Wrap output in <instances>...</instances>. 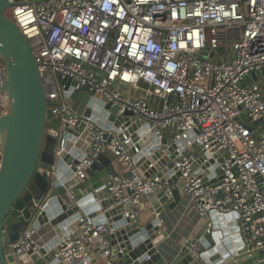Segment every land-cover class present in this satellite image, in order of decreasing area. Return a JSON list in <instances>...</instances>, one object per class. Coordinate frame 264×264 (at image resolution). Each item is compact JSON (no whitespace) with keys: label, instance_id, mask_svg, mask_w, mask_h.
Segmentation results:
<instances>
[{"label":"built area","instance_id":"obj_1","mask_svg":"<svg viewBox=\"0 0 264 264\" xmlns=\"http://www.w3.org/2000/svg\"><path fill=\"white\" fill-rule=\"evenodd\" d=\"M9 1L6 15L30 45L57 122L47 129L59 137L56 153L66 149L65 126L93 133L88 152L75 165L78 179L87 178L86 169L100 153L111 152L123 173L110 172L104 183L113 199L110 208L120 207L123 217L134 218L146 198L151 217L165 229L162 211L152 203L155 196L148 195L162 191L171 197L178 184L168 179L177 171L179 200H186L199 230L206 225L212 232V212H236L238 217L225 225L236 226L234 234L252 245L247 256L262 251L264 261V86L259 80L242 85L245 76L264 72V0ZM2 68L0 61V85ZM81 90L117 106V114L131 112L134 120L104 128L90 115L75 112L63 95ZM5 111L6 96L0 91V115ZM99 114L98 120H108ZM144 138L148 148L137 152L150 156L149 150L159 147L172 168L164 163L145 176L157 162L144 172L137 153H129ZM99 215L83 213L52 228L62 231L54 246L56 261L93 264L99 255L103 264H115L106 218ZM35 233L29 224L6 249L14 254L38 250Z\"/></svg>","mask_w":264,"mask_h":264},{"label":"water","instance_id":"obj_2","mask_svg":"<svg viewBox=\"0 0 264 264\" xmlns=\"http://www.w3.org/2000/svg\"><path fill=\"white\" fill-rule=\"evenodd\" d=\"M10 6L9 0H0V61L3 65L0 91L6 96V111L0 115V264H62L54 258V246L62 231L54 232L52 228L70 223L83 213L95 212L103 213L106 218V238L110 241L111 259L115 264H264L261 261L263 252L246 256L245 252L251 250L252 245H244L234 234L236 226L225 225L224 221L238 217L236 212L224 216L210 213L212 232L204 225L192 240L171 254L165 249L167 233L158 226L157 219L149 218L142 224L139 215L123 217L122 208H110L113 199L104 185L90 190L82 187L87 178L78 179L74 174L75 165L88 152L93 133L65 126L67 146L56 153L59 137L46 129L53 115L45 98L38 64L27 39L6 15ZM263 75L264 72L251 73L245 76L242 85L257 82ZM62 83L67 85L69 80ZM63 97L72 110L90 115L104 128L112 127L113 122L127 125L134 120L131 112L117 114V106L83 90L64 93ZM94 105L95 110H91ZM99 112L102 119H108L106 122L98 120ZM139 124L132 125L130 132ZM132 138L137 140L135 136ZM147 141L145 138L138 140L129 150L132 155L137 153V166L144 172L148 164L157 162L152 170L144 173L145 176L159 170L164 163L172 168L173 162L160 156L159 147L150 149V156L137 152L148 148ZM162 142L165 143V139ZM109 160L100 153L86 169V174L93 177L108 166ZM165 169L156 174L162 176ZM168 182L178 184L171 197L162 191L148 195L151 200L155 196L152 203L157 212L180 196L179 172L176 171ZM92 198L98 200V204L92 209H83ZM29 224L36 229L33 239L39 249L19 254L9 252L6 246L17 240ZM110 228L115 232L110 233Z\"/></svg>","mask_w":264,"mask_h":264},{"label":"crops","instance_id":"obj_3","mask_svg":"<svg viewBox=\"0 0 264 264\" xmlns=\"http://www.w3.org/2000/svg\"><path fill=\"white\" fill-rule=\"evenodd\" d=\"M122 89L125 92L134 96L141 95V92L139 90H134L132 88H128L124 86H122ZM103 153L110 159L109 162H106L108 166L103 170H106L108 174L112 171L123 173V168L119 164L115 156L107 150L103 151ZM90 178L91 177L87 175V180ZM106 179H107V174H104L99 178V181L101 182L100 186L104 185ZM96 204H98V200L96 199L94 200L92 198L91 201H89L86 204V206L83 207V209L86 210L92 209ZM186 204L187 202L184 198H181L180 200L178 198L177 201H172L171 204L163 206L164 208L161 212V216L165 223L164 230L167 233V236L165 237L164 240L166 243L165 249L166 252L168 253L170 252L172 254L173 252H176L179 249V247L186 242V240L188 241L192 240L199 231V230L196 231L197 219L195 216L191 215L190 213H187ZM151 210H152L151 202L148 199L143 198L139 211L140 222L142 224L145 223L149 218L150 219L152 218ZM91 215L97 217V219H101L102 217L101 215H99V212L91 213ZM245 255L247 256V254ZM255 255H257V252H253L252 256ZM93 264H103V260L100 258L99 255H96L95 259L93 260Z\"/></svg>","mask_w":264,"mask_h":264},{"label":"rangeland","instance_id":"obj_4","mask_svg":"<svg viewBox=\"0 0 264 264\" xmlns=\"http://www.w3.org/2000/svg\"><path fill=\"white\" fill-rule=\"evenodd\" d=\"M259 85L261 87L264 86V76L262 77L261 80H259ZM104 174L108 175V172L106 170H103L99 173H97L96 175H94L93 177H91L90 179H88L87 181H85V183L82 185V187H86L87 189H93V188H98L100 186V181L99 178L101 176H103ZM199 230V227L196 226V231Z\"/></svg>","mask_w":264,"mask_h":264},{"label":"trees","instance_id":"obj_5","mask_svg":"<svg viewBox=\"0 0 264 264\" xmlns=\"http://www.w3.org/2000/svg\"><path fill=\"white\" fill-rule=\"evenodd\" d=\"M57 126V122H56V120H54V119H52V120H50V121H48L47 123H46V129H48V128H50V127H56Z\"/></svg>","mask_w":264,"mask_h":264}]
</instances>
